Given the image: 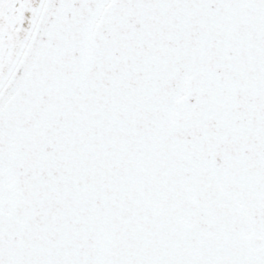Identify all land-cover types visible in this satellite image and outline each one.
Here are the masks:
<instances>
[{"label":"snow or ice","instance_id":"obj_1","mask_svg":"<svg viewBox=\"0 0 264 264\" xmlns=\"http://www.w3.org/2000/svg\"><path fill=\"white\" fill-rule=\"evenodd\" d=\"M0 264H264V0H0Z\"/></svg>","mask_w":264,"mask_h":264}]
</instances>
